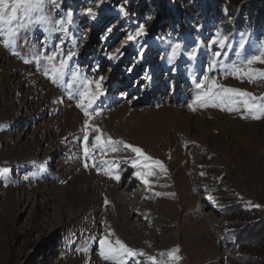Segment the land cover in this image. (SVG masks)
<instances>
[{
	"label": "rangeland",
	"instance_id": "obj_1",
	"mask_svg": "<svg viewBox=\"0 0 264 264\" xmlns=\"http://www.w3.org/2000/svg\"><path fill=\"white\" fill-rule=\"evenodd\" d=\"M111 7L100 0L48 2L37 13L47 24L30 23L15 46L0 43V264H112L99 247L109 233L136 253L127 264H150V257L157 264H231L220 213L200 184L210 175L249 207L264 209V117L252 119L242 105H189L205 76L206 87L215 78L264 98V78L224 75L258 54L264 40L222 47L212 43L224 37L214 29L203 36L170 31L148 3L137 24L116 16L128 12L127 4L111 0ZM141 25L146 34L130 41ZM177 42L182 54L169 63ZM198 45L197 58L188 59ZM48 56L57 65L72 57L59 83L46 74ZM251 67L264 72V64ZM76 76L92 80V91L101 86L90 116L77 106ZM98 135L123 143L96 145ZM126 144L166 171L146 167L151 161ZM140 171L153 173L148 184ZM177 248L181 259L170 261Z\"/></svg>",
	"mask_w": 264,
	"mask_h": 264
},
{
	"label": "trees",
	"instance_id": "obj_2",
	"mask_svg": "<svg viewBox=\"0 0 264 264\" xmlns=\"http://www.w3.org/2000/svg\"><path fill=\"white\" fill-rule=\"evenodd\" d=\"M111 10V0H100ZM129 6L128 15L116 16L137 24L144 3L172 32L184 31L203 36L214 29L235 44L254 47L264 40V0H120ZM134 9H137L135 11ZM213 24V28H210ZM206 28V29H205ZM203 176L200 187L219 211L220 233L229 250L231 264H264V209L249 207L238 195L217 186L214 177Z\"/></svg>",
	"mask_w": 264,
	"mask_h": 264
},
{
	"label": "snow or ice",
	"instance_id": "obj_3",
	"mask_svg": "<svg viewBox=\"0 0 264 264\" xmlns=\"http://www.w3.org/2000/svg\"><path fill=\"white\" fill-rule=\"evenodd\" d=\"M52 2L55 4L56 0H0V43L4 47L15 46L17 42V37L20 30L28 27L30 23H39L47 24L48 18L43 15H37L43 11L46 3ZM91 14V13H89ZM125 15H128L127 12H124ZM71 14H69L70 16ZM19 21L15 26L13 22ZM48 29H45L47 31ZM146 30L141 25L135 34V36L130 35L128 39L130 41L135 40L137 37L145 35ZM227 37H220L212 41V43H219L222 47L227 42ZM245 44L242 42L240 48H244ZM184 45L180 42H177L171 45V53L169 56V63L174 62L182 54V49ZM199 50V45L196 48H193L191 51L186 53L188 59L195 60L197 58ZM221 53L217 52L216 56L219 57ZM37 60L41 57H35ZM110 59L114 57L110 56ZM50 67V70H46V74L50 71V79L53 83H59L66 74V69L68 68V63L72 59L71 56L66 57L61 60L59 64L53 63L54 57H46ZM27 62V61H26ZM255 63L264 64V43H261L260 48L258 49V54L252 55L246 60V63L242 66H233L230 70L225 69L224 75H233V76H248L250 79L253 77L264 78V72H259L252 68L251 66ZM216 68L215 62L210 64L209 71H212ZM209 77L205 76L203 82L198 83L197 87L201 88L202 91L198 93L193 100V104H190L189 107L193 108V105L198 104L200 107H219L228 111H239V105H242L248 115L252 119H260L264 117V98H257L253 94L246 91L234 88H227L222 85L217 84L215 78H211L210 85H208ZM74 80H78L82 85L79 90V102L78 107H80L85 112V116H90L91 114L87 110L92 107L95 101L103 94L100 84L96 83V91L90 90L93 81L88 78H80L78 76L74 77ZM103 80V77L100 78ZM240 99L237 100L236 98ZM86 102V103H85ZM193 110H195L193 108ZM102 109H94L95 114H99ZM247 118V117H245ZM87 120L85 124L87 125ZM99 131V129H96ZM85 141L88 140L87 135L84 137ZM96 145L108 144L112 145L113 148L116 144H122L123 141H113L111 137H108L107 140H102L101 136L95 137ZM126 148H130L137 156L142 157L145 161H151V165L146 167L158 166L161 171H166L165 166L159 160H152L151 157L147 156L142 149L139 147H134L132 145H124ZM115 150V149H114ZM85 156H89V149L87 146L84 148ZM86 168L88 164L84 165ZM93 167H96V164L93 163ZM110 174V173H106ZM136 175L141 178L145 184H148V176L153 175L151 171L148 172H137ZM112 178L119 180V175L113 176ZM160 195V193H156ZM107 204V200L105 201ZM108 235H111L109 233ZM108 235L99 239L100 255L107 261H111L112 264H127L126 257H133L136 255L133 249L127 247L123 241L116 239L114 242L110 241ZM86 250V249H85ZM179 252V249L170 251L167 256L170 261H178L181 259L176 253ZM164 255V254H162ZM150 264H157L154 257L149 258ZM164 264V262H161Z\"/></svg>",
	"mask_w": 264,
	"mask_h": 264
}]
</instances>
